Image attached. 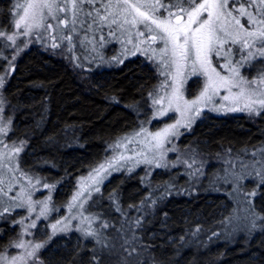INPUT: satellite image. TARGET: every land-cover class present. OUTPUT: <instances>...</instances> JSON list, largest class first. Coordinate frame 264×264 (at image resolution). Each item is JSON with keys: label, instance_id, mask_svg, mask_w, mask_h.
Returning a JSON list of instances; mask_svg holds the SVG:
<instances>
[{"label": "trees", "instance_id": "obj_1", "mask_svg": "<svg viewBox=\"0 0 264 264\" xmlns=\"http://www.w3.org/2000/svg\"><path fill=\"white\" fill-rule=\"evenodd\" d=\"M65 62L47 51L31 49L16 63L4 89L7 113L13 118L11 138L25 143L20 164L60 184L56 205L62 203L76 176L97 165L108 145L136 126V107L153 82V69L137 60L102 71H80ZM205 117L184 138L203 156L240 155V150L264 143V112L256 120ZM139 174L111 176L96 196L99 204L92 208L98 212L97 222L104 224L106 245L118 233L122 235L123 221L143 206L138 218L127 221L128 227L132 225L133 247L142 250L138 261L126 250L118 251L129 260L104 245L94 248V243L78 237L74 242L72 234L43 250L39 264H264V179L252 198L261 229L231 240L222 239L218 229L231 205L228 193L222 184L210 189L206 184L222 177L214 163L207 166L195 191L179 192L184 175L161 172L146 180ZM159 179L172 181L170 193L147 192L146 186ZM245 183L243 191L250 185ZM149 199L154 204L146 209ZM13 231L8 223L1 224L0 249ZM104 248L106 256L100 259Z\"/></svg>", "mask_w": 264, "mask_h": 264}, {"label": "rangeland", "instance_id": "obj_2", "mask_svg": "<svg viewBox=\"0 0 264 264\" xmlns=\"http://www.w3.org/2000/svg\"><path fill=\"white\" fill-rule=\"evenodd\" d=\"M131 2L136 3L137 0H131ZM139 2L144 3L146 0H139ZM17 3L25 4L27 0H0V32H4L6 35H12L17 31L23 32L22 28L17 30L14 26L15 20L18 19L15 12L19 11L23 15L22 9L15 8ZM130 19L131 17H129ZM48 22L52 21L45 23ZM241 22L247 24V18H241ZM124 27L132 33V39L135 42L137 29L130 25ZM61 28L63 29V26ZM64 31L66 32V30ZM75 35H78L79 39H74L72 44H68L66 39L58 38L55 42L60 46L55 49L52 47L54 41L51 30H46L45 27L33 29L30 35H18L15 43L8 41L6 36L0 37V78H2V85H0V226L2 223H8L10 228H14V234L0 249V264H39L40 254L43 250L55 241L58 242L62 237L72 234L74 235V242L77 241L78 237L94 243V248L104 245L108 247V251L126 250L130 257L134 258L133 260L138 261L142 257V250L137 245L133 247L135 245L132 242L134 236L129 231L132 225L128 227L127 221L138 218L141 215L140 211H144L143 206L134 209L129 219L126 218L123 221L125 226L122 227V235L118 233L117 237H114L115 233L114 238L106 245L103 238L104 224L101 221L97 222L98 212L92 209L99 204L100 199L96 196L100 194L106 181L111 176L122 172L128 174L134 171L140 172L139 175H143L146 180L153 174H160L161 172H172V174L175 173L176 177L184 175L186 176L185 183L180 187L179 192H188L195 191L194 187H199L205 169L209 164L214 163L222 177L216 178L215 181L209 179V183L207 181L206 184H208L209 189L213 187L212 185L219 186L222 184L223 189L218 188L227 192L231 201L226 217L218 228L221 229V238L233 240L239 235L251 236L255 234V231H259L261 228L258 229L259 219H256L252 198H254L253 195L257 187L263 182L264 143L256 148H249L242 152L240 150V155L211 157L203 156L191 144H187L184 138L192 133L198 123L206 119L205 116L219 119L244 116L247 119L256 120L260 114L257 115L248 111H229L228 108L237 107V105L232 100H223V96L228 95V93L224 89H220L219 95L213 96L207 106H201L200 115L195 117L191 127H178V134L170 135L163 146L157 148L155 141L149 134H155L169 125L176 124L181 116L174 109L169 110L166 115L158 114L159 110L168 107L166 101L162 105L153 103L154 98L158 99L159 96L165 94V90L159 87L165 81V77L160 75L157 64L148 58L151 53L146 55L137 51L133 44L127 43L128 36L122 35L120 30L116 31L115 36L109 35L107 29H104L102 33L90 34L93 43L87 44L81 43L84 39L83 32H77ZM101 35L104 36L103 42L100 40ZM157 46L153 45V47ZM227 47L237 48L238 46L228 44L225 45V48ZM31 49L47 51L54 57L65 60V63L68 62L76 66L80 71L114 69L131 60H137L139 64H147L153 69V82L145 92L142 104L138 108L136 107V126L126 134L115 138L108 145L103 159L97 165L75 177L71 188L67 190L64 200L59 205L54 203V197L62 189L60 184H54L48 176H40L23 169L20 159L25 149V143L11 138L13 118L7 113L4 89L16 63ZM252 50L255 52L258 49L254 46ZM133 52L135 55L132 54ZM245 55L246 53L237 52L230 58L233 61H238ZM225 63L223 58L213 57V66L216 67L217 71L223 76H229L228 69L220 67L221 64ZM240 72L249 81L258 78L264 74V58L257 57L251 60L241 67ZM204 82V76L189 74L181 89L184 99H195L202 90ZM260 87L264 88V85H260ZM167 91L171 92V88H168ZM233 91H238V89H233ZM239 106H243V101ZM141 129L145 130L144 134L135 136V133L140 132ZM133 137L135 138L131 143L126 139ZM117 143H121L122 146L116 148ZM16 148L21 149L19 153L15 152ZM121 156L124 159H120ZM146 160H150L151 163L145 162ZM108 161H113L114 169L108 168L106 172H102L100 175L103 179L99 183L89 179L90 174L95 175L94 169ZM96 179L99 180L100 177H96ZM164 182L165 179L163 183L159 179L158 183L154 182L152 185L146 186L147 192L158 193V196L163 191L170 193L172 181ZM245 182H250V185L247 190L243 191L242 186ZM45 185L49 187H45ZM97 188L99 191L95 190ZM78 192L81 195L75 201L74 207L70 209L69 204ZM150 200L147 201L149 205L146 209L153 207L154 202ZM44 201H47V212L45 215H41ZM5 208L8 209L7 212L4 211ZM53 225H56L55 234ZM89 232L95 233V235H87ZM17 244L24 246L15 247ZM37 244L43 245V247L36 250L33 257H29L28 253L32 252ZM130 245L132 246L131 250L128 249ZM104 250L105 252L100 255V259L106 256L107 248ZM133 250L134 252H132ZM119 251L116 253L117 257L122 255ZM123 255L126 256L124 253ZM14 257H23V260L13 261ZM130 257L127 255L125 260H129Z\"/></svg>", "mask_w": 264, "mask_h": 264}, {"label": "snow or ice", "instance_id": "obj_3", "mask_svg": "<svg viewBox=\"0 0 264 264\" xmlns=\"http://www.w3.org/2000/svg\"><path fill=\"white\" fill-rule=\"evenodd\" d=\"M15 8L23 10V15L19 11L15 12L18 19L14 25L17 30L22 28L23 32L17 31L12 35L0 32V37L6 36L13 43L18 35H30L33 29L45 27L46 30H51L54 41L52 47L55 49L60 46L55 42L58 38L66 39L68 44H72L74 39H79L75 34L83 32L84 39L81 43H93L90 34L102 33L107 29L111 36H115L116 31L120 30L122 35L128 36L127 43L133 44L137 51L146 55L151 53L148 58L157 64L160 75L165 77V81L159 86L165 90V94L158 99L154 98L153 103L162 105L166 101L168 107L159 110L158 114L166 115L169 110L174 109L181 116L176 124L149 134L157 148L162 147L170 135H177L178 127H191L195 117L200 115L201 106H207L213 96L219 95L220 89L228 93L223 96V100H232L237 105L228 108L229 111H248L257 115L264 112V88L260 87L264 85V74L249 81L240 72L241 67L251 60L264 58V0H146L144 3L139 0L136 3L131 0H27L25 4L17 3ZM244 17L247 18V24L241 22ZM46 21L52 22L45 23ZM125 25L137 29L135 42ZM100 40L103 42V35ZM228 44L238 47L225 48ZM254 46L258 49L255 52L252 50ZM237 52L246 55L233 61L230 57ZM132 54L135 55V52ZM213 57L226 61L220 67H226L230 72L229 76H223L217 71L213 66ZM189 74L205 77L202 90L192 100L184 99L181 91ZM168 88H171V92L167 91ZM233 89L238 91L234 92ZM241 101L242 107L239 106ZM144 132L141 129L135 136H141ZM134 138L126 139L131 143ZM121 146V143H117L115 147ZM20 150L16 148L15 152L19 153ZM120 159L124 157L121 156ZM145 162L151 163L150 160ZM108 168L114 169L113 161L99 165L94 169L95 175L90 174L89 179L99 183L103 179L100 174ZM96 177L100 179L97 180ZM95 190L99 191L98 188ZM80 195L78 192L73 197L70 209ZM43 204L41 215L47 212V201ZM4 211L7 212L8 209L5 208ZM53 230L55 234L56 225H53ZM87 235L95 233L89 232ZM41 247L43 245H35L28 256L33 257ZM17 259L23 260V257H14L13 261Z\"/></svg>", "mask_w": 264, "mask_h": 264}]
</instances>
